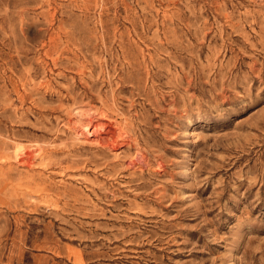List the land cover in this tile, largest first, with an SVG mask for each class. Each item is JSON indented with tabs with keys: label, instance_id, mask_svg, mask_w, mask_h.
<instances>
[{
	"label": "rangeland",
	"instance_id": "rangeland-1",
	"mask_svg": "<svg viewBox=\"0 0 264 264\" xmlns=\"http://www.w3.org/2000/svg\"><path fill=\"white\" fill-rule=\"evenodd\" d=\"M0 264H264V0H0Z\"/></svg>",
	"mask_w": 264,
	"mask_h": 264
},
{
	"label": "bare ground",
	"instance_id": "bare-ground-1",
	"mask_svg": "<svg viewBox=\"0 0 264 264\" xmlns=\"http://www.w3.org/2000/svg\"><path fill=\"white\" fill-rule=\"evenodd\" d=\"M28 158H31V156H30V155H28Z\"/></svg>",
	"mask_w": 264,
	"mask_h": 264
}]
</instances>
